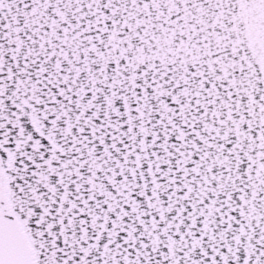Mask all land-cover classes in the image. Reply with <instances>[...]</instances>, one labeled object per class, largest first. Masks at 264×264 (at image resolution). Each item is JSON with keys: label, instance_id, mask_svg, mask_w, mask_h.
Instances as JSON below:
<instances>
[{"label": "snow or ice", "instance_id": "6c2138e0", "mask_svg": "<svg viewBox=\"0 0 264 264\" xmlns=\"http://www.w3.org/2000/svg\"><path fill=\"white\" fill-rule=\"evenodd\" d=\"M0 264H264V0H0Z\"/></svg>", "mask_w": 264, "mask_h": 264}]
</instances>
